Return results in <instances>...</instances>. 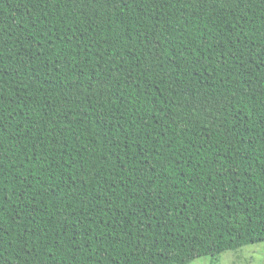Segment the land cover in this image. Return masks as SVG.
<instances>
[{"label":"trees","instance_id":"16d2710c","mask_svg":"<svg viewBox=\"0 0 264 264\" xmlns=\"http://www.w3.org/2000/svg\"><path fill=\"white\" fill-rule=\"evenodd\" d=\"M263 242L264 0H0V264Z\"/></svg>","mask_w":264,"mask_h":264},{"label":"rangeland","instance_id":"374dc122","mask_svg":"<svg viewBox=\"0 0 264 264\" xmlns=\"http://www.w3.org/2000/svg\"><path fill=\"white\" fill-rule=\"evenodd\" d=\"M203 259L204 261L196 264H212L211 262L216 264H257L259 262V264H262L263 260L260 259H264V242L248 245L242 251L225 252L219 258L206 257L197 260Z\"/></svg>","mask_w":264,"mask_h":264}]
</instances>
